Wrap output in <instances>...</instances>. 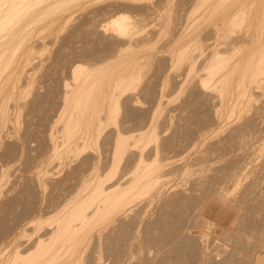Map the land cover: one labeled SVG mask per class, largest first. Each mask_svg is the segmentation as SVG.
<instances>
[{
	"label": "bare ground",
	"instance_id": "6f19581e",
	"mask_svg": "<svg viewBox=\"0 0 264 264\" xmlns=\"http://www.w3.org/2000/svg\"><path fill=\"white\" fill-rule=\"evenodd\" d=\"M60 1L0 0V181L12 186L1 184L0 264H264V141L252 132L264 129V6L177 0L171 36L165 20L170 37L164 29L167 41L152 46L165 26L149 20L165 0L89 10L92 0H69L57 17L40 15ZM47 18L73 22L63 41L79 36L84 46L76 64L55 54L42 83L32 73L42 60L32 31ZM141 45L155 48L145 55L154 74L141 68ZM65 61L71 79L62 73L55 92L50 76ZM44 102L62 107L64 120L44 115L31 128L26 119L17 134L13 114ZM70 153L79 158L60 179ZM214 208L227 226L215 223Z\"/></svg>",
	"mask_w": 264,
	"mask_h": 264
},
{
	"label": "rangeland",
	"instance_id": "374dc122",
	"mask_svg": "<svg viewBox=\"0 0 264 264\" xmlns=\"http://www.w3.org/2000/svg\"><path fill=\"white\" fill-rule=\"evenodd\" d=\"M63 1H64V2H63ZM66 1H69V0H62V2H63L64 4L66 3ZM75 1H77V0H74V1L71 0V1H69V3H71V4L74 6ZM161 1H162V0H161ZM170 1H171V4H170V5H168V4L170 3L168 0H167V1L165 0V2H164V1L161 2V3H160V8H159L160 10L158 9L159 11L157 10L156 13L154 14V16H153L152 18H150V20H149V24L152 23V24H151L152 27L148 24L149 27H151V28H153V27L155 28V26H156V28H157V27H159L161 24H163V27H164V26H165V24H164V23H165V20H166V23H167V21L170 22V23L168 22L169 24L167 23L168 26H169V28L167 27V25H166L164 28H162V27L160 26V27H161V28H160L161 30L158 29V28H157V29H158V30H157V29L155 28V29H156V33H158V34H155L153 38H155L154 40H157V39L159 38V40L157 41V43H155L156 41L154 42L153 38H151L149 41L146 42V43H148V42H150V41L153 40V41L151 42V43L153 44V45L151 44L152 46H156L157 44L159 45V43H158L159 41H160V43H161V42H164L165 39L168 40V37L171 36V33H172L171 31H172V30H171L170 26L172 27V24H171V21H170V20H173L174 15H172V13H173V12H177V10L179 9V6H177V4H176V1H177V0H173V2H174L175 5H176V8H174L175 5H174V3L172 2V0H170ZM255 1H257V2L260 1L259 4H257V2L253 3V4H254V5H253L254 8L257 7L256 4L259 5V6L257 7V10H256V9H252V10H255V13H256V12L259 10L258 8H259L260 6H261V7L264 6V0H255ZM262 1H263V3H262ZM72 2H73V3H72ZM77 2H78V1H77ZM91 2H92V3H91ZM91 2L88 1V2H87L88 4L84 3V4H86V6L84 5V6L86 7V8H85L86 10L92 9V7L94 8L95 6H97V4H98V5H99V4L101 5L102 2H103V3L105 2V0H100V1L95 0V2H94V0H92ZM96 2H99V3H96ZM166 2H167V4H166ZM94 3H95V4H94ZM163 3H164V4H163ZM44 4H46V2H45ZM59 4L61 5V1L59 2ZM59 4L57 3V4L55 5V7H53L54 5H50V7H49V6H48V7H46V6L44 7V6H43L45 9L47 8L46 10H43V11H46V12H45L46 14L43 13V11H42V12L40 13V15H41V14H42V15L44 14V19H45L46 15L48 14V11H49V12L52 11L53 13H50V14H51L50 16L53 17V14L55 15V14H56L55 11L57 10V11H58V12H57V15H55V16L57 17L58 14L61 12V10H63V9L61 8L62 5H64V4H62V5L60 6ZM75 4H77V3H75ZM92 4H94L95 6H94V5L92 6ZM165 4H166V5H165ZM261 4H263V5H261ZM58 5H59V6H58ZM77 5H78V4H77ZM77 5H75V6H77ZM82 5H83V4H82ZM87 5H88V6H87ZM173 5H174V7L171 8L170 6H173ZM246 5H247V4H245L244 6L249 8V4H248L247 6H246ZM41 6H42V5H41ZM51 6H52V7H51ZM56 6H58V8H57ZM73 6H72V8H75V7H73ZM90 6H91V8H90ZM162 6H163V7H162ZM43 7L41 8V10L43 9ZM63 7H64V6H63ZM245 7H243V8L245 9ZM49 8H50V9H49ZM87 8H89V9H87ZM161 8H162V9H161ZM173 8L175 9V11H174ZM177 8H178V9H177ZM243 8H242V10H243L242 12H243L244 16H245V14H246L247 12L250 13V11H245ZM248 8H246V10H250V9H248ZM263 8H264V7L260 8L261 11L259 10V12H258L259 14L257 15V18H258L260 15H261V17H263V15H262V14H264V11H263L264 9H263ZM60 9H61V10H60ZM170 9L173 10V11H171ZM41 10H40V11H41ZM59 10H60V11H59ZM169 10H170V11H169ZM77 11H78V13H79V10H77ZM77 11H76V13H77ZM168 11H169V12H168ZM180 11H181V9H180ZM244 11H245V13H244ZM260 12H261V13H260ZM249 13H247L246 16H248ZM169 14L172 15V16H170ZM243 14H242V17L244 18ZM48 15H49V14H48ZM50 16H49V17H50ZM73 16H77V15H75V12H74V14H71V19L69 18L68 20H69V21H70V20L73 21V19H72ZM246 16H245V18H246ZM79 17H80V16L76 17L77 20H75V23H74V24L77 25V23H79V22H78ZM98 17L100 18L101 16L99 15ZM170 17H171V18H170ZM261 17H260V19H261ZM74 18H75V17H74ZM80 18H81V17H80ZM101 18H104V17H101ZM162 18H163V19H162ZM167 18H168V19H167ZM169 18H170V19H169ZM38 19H39V18H38ZM41 19H43V17H41L40 20H41ZM157 19H158V20H157ZM258 19H259V18H258ZM40 20H38V22H35V23H34V24H35L34 27H36V24L38 23L37 25H38V30H39V32H38L37 30L35 31V29H36V28H35V29H34L35 32L33 33V31H32V34H33L32 37L36 36L37 39H40V38H41V40H38V42H39V41H40V42H41V41H42V42L44 41L43 44H41V43L39 42L40 44L38 43V47H37V44H36V46H34V50H36V51H34V53L38 56V57L36 56V57L38 58V61L42 59V60H41L42 64H41V62L39 61L40 63H39V62H38V63H39L40 65H39V64L35 65V66H36V67H34V68H35V71L32 69V73L35 72V73H34V74H35L34 76L37 78L36 80L39 79L41 82H42V81L45 82V81H44V80H45L44 75H45L46 70H47L46 66L49 65L48 63L50 62V60L52 59V57H54L55 54L60 53V51H61V53H64L65 55H67V54L70 53L69 55H67V57H66V61H67L68 59H70V60L72 59V60H73L72 64H73V63L76 64V63H77V59H81L80 57L76 58V57L78 56V55H75V54H77L76 51L79 50V49H81L82 46H84V44H83V42H82V40H81V37H79V36H77V37L75 36V37L72 39L73 41H72L71 43H70V42H64V41H63L64 33H65V32L67 33L68 31L72 30V29H70V28L74 25V24H73L74 21L72 22V25H71V22H70V24L68 23L69 21H68V22H67V21H63V23L61 22L62 24H61L60 22L58 23L59 20H58L57 22L55 21V22L57 23V24H55L56 26L52 24V26L55 27V28L52 29V30H50L49 28H50V27L53 28V27L50 26V23H47V22H48V21H47L48 18H47L44 22H42V21H43V20H42L41 23L39 24ZM81 20H82V18H81L79 21L81 22ZM153 21H154V22H153ZM159 21L161 22L160 24H158ZM163 21H164V23H163ZM256 21H257V20H255V22H256ZM45 22H46L48 25H47ZM65 22H66L67 24H66ZM103 22H104V21H103ZM259 22H260V23H259ZM263 22H264V21L258 20V23H257V22H256V23H257V24H260L259 26H264V23H263ZM154 23H156V25H155ZM256 23H254L253 26H252V27L250 26V27H251V28H254V26H255ZM262 23H263V24H262ZM43 24H44V25L46 24L45 27H47V28H45V27H44V28L47 29V30L49 29L50 32H49V31L46 32V30H45V29L43 28V26H42ZM59 24H60L61 26H59ZM257 24H256V26H257ZM62 25H64V26H62ZM65 25H67V26H65ZM148 25H146L145 27L147 28ZM154 25H155V26H154ZM39 26H41V29L39 28ZM57 26L62 27L61 30L59 29V27L57 28ZM245 26H246V25H244L243 28H244L245 30H247V26H246V28H245ZM48 27H49V28H48ZM63 27H64V28H63ZM65 27H66V28H65ZM68 28H69V29H68ZM72 28H73V27H72ZM166 28L170 29V30H169L170 32L167 31L168 29H166ZM251 28H250V29H251ZM58 29H59V31H58ZM66 29H67V30H66ZM155 29H154V31H155ZM162 29H163V32H162ZM164 29L166 30V33H167V34H168V32H169L170 36H169V34L166 36V33H165ZM244 29H243L242 32H245ZM54 30H55V31H54ZM159 30L161 31V33H160L161 35H159V32H158ZM41 31H42V32H41ZM51 32H52L53 34H52V35H49V33H51ZM57 32H58V33H57ZM36 33H38V35H37ZM44 33H46V34H44ZM55 33H56V35H55ZM66 33H65V34H66ZM163 33L165 34L164 36H166L165 39L162 38V37H164V36H163ZM40 34H42L41 36H43V38L45 37L44 40H42V37H39ZM47 34H48L47 38H48L49 36H50V37L52 36V37L46 39V35H47ZM156 35H157L158 37H157ZM53 36H54V37H53ZM155 36H156V37H155ZM38 37H39V38H38ZM59 38H61V39H59ZM78 38H79V39H78ZM156 38H157V39H156ZM161 38H162V39H161ZM160 39H161V40H160ZM46 40H47V41H46ZM79 40H81V41H79ZM167 40H165V41H167ZM49 41H50V42H49ZM80 42H81V43H80ZM76 43H78V44H77L78 46H77V45H74V44H76ZM71 44H72V45H71ZM80 44H81V47H79ZM82 44H83V45H82ZM147 45L150 46L149 43H148ZM147 45H146V48L148 47ZM57 46H58V47H57ZM64 46H65V47H64ZM76 46H77V49L72 50V49H73L74 47H76ZM141 46L143 47L144 45H141ZM141 46L138 48V50H139V51H141V50L146 51L145 53H144L143 51H142V52H139V54L141 55V56H140L141 64H142V65H141V68H142V70H144V71L147 69V71H146L145 73H148V74H149V72L154 71V69H153V68H154V60H152V57L149 56L148 59L150 58V59H149L150 61H149V60L146 61V60H147V59H146L147 57H145V55L147 54V56H148V54L151 53V52H148V51H153L152 49H153L154 47H152V49H150V48H151V46H150V48H149V49L147 48L148 50H146L145 47H143V49H142ZM35 47H36V48H35ZM71 48H72V49H71ZM144 48H145V49H144ZM69 49H70V50H69ZM154 49H155V48H154ZM62 50H63L64 52H63ZM65 51H67V54H66ZM73 53H75V54H73ZM64 54H63V55H64ZM71 55H72V56H71ZM68 56H71V57L69 58ZM142 56H143V58H144V57H145V58H144V59L141 58ZM39 57H41V59H39ZM45 57H46V58H45ZM72 57H73V58H72ZM44 59H45V60H44ZM70 60H69V62H70ZM151 60H152L153 62H152ZM66 61H65V64L67 63ZM80 61H81V60H79V62H80ZM79 62H78V63H79ZM147 62L149 63V65H147V64H148ZM151 62L153 63V65L151 64ZM82 63H83V62H82ZM45 64H46V66H45ZM47 64H48V65H47ZM68 64H69V63H67V65H64V66L62 65L63 67L61 66V68H59L60 71H59V69L56 71L57 73H60V72H61L60 74L57 75L56 72H53V73L51 74L52 76H50V81H51V83H50V87H51V89H53V90L56 89L55 92H57V89H58L57 85L59 84L58 82H60V81H58V80L64 78V76H65V74L67 73V71H68V73H69V72L71 73V71H70L71 66L68 68ZM75 64H74V65H75ZM145 64H146L147 66H151L150 69H152V70L148 72V69H149V68H147ZM58 65H59V64H58ZM69 65H71V62H70ZM72 66H73V65H72ZM37 67H38V68H37ZM143 67H144V68H143ZM62 68H63L64 70H63ZM67 68H68V69H67ZM45 69H46V70H45ZM61 69H62V70H61ZM66 69H67V70H66ZM142 70H141V71H142ZM42 71H43V72H42ZM58 71H59V72H58ZM38 73H39V74H38ZM62 73H64V74H62ZM70 73H69L68 75L66 74L64 80L67 78L66 81H70V80H68L69 78L71 79V74H70ZM61 74H62V75H61ZM150 74H154V72H152V73H150ZM150 74H149V75H150ZM40 75L43 76V77H41ZM60 75L62 76V78H61ZM59 76H60V79H59ZM38 77H39V78H38ZM51 77H52V78H51ZM41 79H42V80H41ZM51 79H52V80H51ZM55 80H56V83H58V84H56V83L54 84V83H53ZM47 81H49V80H47ZM50 81H49V82H50ZM43 82H42V83H43ZM52 83H53L54 85H56V86L53 87L54 85L52 86ZM25 89L28 91V88H25ZM27 91H26V92H27ZM41 91L43 92V91H44V88H42ZM42 92H41V93H42ZM44 92H46V91H44ZM44 92H43V93H44ZM52 93H53V91H52ZM175 93H176V92L171 93L172 95L170 94V97H171V96H172V97L175 96V100H177L179 94L176 93V95H177V96H176V95H174ZM173 95H174V96H173ZM172 100L175 102L174 98H172ZM172 100H171V101H172ZM173 101H172V102H173ZM56 102H57V100H56ZM56 102L53 100V103H56ZM57 105H58V104H57ZM49 106H51V105H50V104L48 105V103L44 102V103L41 105V108H39L37 111L33 112L32 114L30 113V115H29V113L26 115L27 112H26L24 109L22 110L21 108H19V109H21V111L18 109V110H17L18 112H16V113L13 114V116H12V120H18V122H19L20 124H22V121H23V120H26V119L29 120V119H30L29 121L33 123V126H32V124H29V126H30L31 128H34L35 125L37 126L36 123H38V122L35 121V120H39V119L42 120V119H41V116L44 117V115H46V118H47V116H48V119H49V120H51V119H52V120H57L59 116H60L61 119H58V120H64V119H62V115L59 114V113H61L60 111H62V109H61L62 107H59L60 109L58 108V110H60V111H58V113H57L56 109H54L53 106H51L50 108H49ZM55 106H56V105H55ZM55 108H57V107H55ZM223 108H224V107H223ZM223 108H222V110H223ZM53 109H54V112L52 111ZM48 110H49V112H48ZM14 111H16V110H13V112H14ZM222 112H223V114H224L225 109H224ZM55 113H56V115H58V117L55 115ZM119 113H120V112H119ZM17 114H18V115H17ZM33 114H34V115H33ZM31 115H32V116H31ZM38 115H39V116H38ZM119 115L122 116L121 113H120ZM51 116H52V117H51ZM27 117H28V118H27ZM32 117H33V118H32ZM53 117H54V118L57 117V118L53 119ZM223 117H226V116L223 115ZM16 118H17V119H16ZM22 118H23V119H22ZM117 118H118V115H117ZM119 118H121V117H119ZM19 120H20L21 122H20ZM33 120H34L35 122H33ZM30 122H29V123H30ZM58 122H60L59 124H62V121H58ZM19 123H17V126L19 125ZM23 123H24V122H23ZM34 123H35V124H34ZM59 124L57 123V125H58L57 127L60 128V129L58 128L57 132H58V131H59V132H58L57 134H60V133H61V127H60L61 125H59ZM22 126H23V124L20 125V128H21V129H19V126H18V129H17L18 131L16 130V133H17V134L20 133V132L22 131ZM252 132L255 133V134H256V132H257L258 134L260 133L259 135L256 134V135L258 136V139H257V140L260 141V140L262 139V140L264 141V129H260L259 131L256 130L255 132H254V130H253ZM250 133H251V132H250ZM262 137H263V138H262ZM260 138H261V139H260ZM259 139H260V140H259ZM262 140H261V141H262ZM66 155H67V157H66L67 159L64 158V156H66ZM68 156H69V157H68ZM77 156H78V155H77ZM77 156H76L75 154H71V153H70L69 155H68V154L63 155V156H62V157H63V158H62V162H64V161L66 160V161H65L66 163L64 162V165H63V163H60V164L57 165L58 168L55 167L54 170H57L56 173H55V175L57 176V172H59L58 169L60 168L59 165L62 164V165H63V168H62V166H61L62 169H60L61 171H60V173H58V175H59V174H60V175L57 176L58 178H60V176H62V177L60 178V179H62L63 176H65L66 173L68 172L67 170H69V169H71L73 166H75V163H76L77 159L79 158V157H77ZM64 159H65V160H64ZM63 160H64V161H63ZM11 162H13V163H11ZM11 162L9 161L10 165L13 164L14 167H15L16 169H18V171L20 170L19 172L22 173V170H23L24 167H22L21 163H20L19 161H17L16 163H15V161H11ZM9 163H7V164L9 165ZM17 163H18V165H17ZM21 167H22V168H21ZM66 167H67V168H66ZM65 168H66V170H65ZM64 170H65V171H64ZM18 171H17V172H18ZM66 171H67V172H66ZM64 172H66V173H64ZM61 173H63V175H61ZM19 174H20V173H19ZM56 176H55L56 179H55V178H54V179H55V180H59ZM2 180H4V178H2L1 181H2ZM5 180L7 181L6 177H5ZM5 180H4V182H5ZM1 181H0V187H1V184H2V186H4V187H3V188H4V191L7 190L6 188L9 189V187H10L11 185L9 186L8 183H10V182H8V181L5 182V183L7 184V185H6V184H4V183L1 182ZM10 184H11V183H10ZM5 186H6V188H5ZM8 186H9V187H8ZM17 186H18V185H17ZM17 186H15L16 188L13 187V191H12V192L15 193V192L18 190L17 188H19V186H18V187H17ZM11 187H12V186H11ZM3 188L1 187V189H0V191L2 190L1 193H0V194H2V196H3V194H4V192H3ZM49 188H50V187H46V189H47L46 191L50 190ZM2 196L0 197V200H1ZM211 214H212L211 217L213 218V220L215 221L216 224H218L219 226H224V227L227 226V224H226L227 220L224 221V219L221 218L220 215H218V212H217V209H216V208L213 209V211L211 212ZM214 217H216V218H214ZM222 220H223V221H222ZM220 243H221V244H224V246L227 245V244L224 243L223 241H220Z\"/></svg>",
	"mask_w": 264,
	"mask_h": 264
}]
</instances>
